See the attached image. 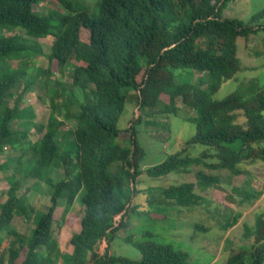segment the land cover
I'll return each instance as SVG.
<instances>
[{"label":"trees","instance_id":"obj_1","mask_svg":"<svg viewBox=\"0 0 264 264\" xmlns=\"http://www.w3.org/2000/svg\"><path fill=\"white\" fill-rule=\"evenodd\" d=\"M232 1L96 0L97 11L92 13L93 7L75 0H0V158L6 149L19 153L0 160V174L10 173L0 179L8 186L6 200L0 204V235L11 238L7 264H188V255L171 245L134 242L130 235L124 242L139 252V261L109 254V242L127 228L128 213L136 212L132 202L140 192L135 184L143 174L161 178L201 168L194 183L163 190L167 206L198 207L204 198L196 190L221 189L226 184L239 198V206L253 207L260 194L232 186L231 180L246 175L242 164L259 161L264 165V147H260L264 144V87L252 83L221 101L212 97L242 71L237 40L264 35V7L245 24L222 18L223 9ZM42 2L50 6L46 14L38 15L33 6ZM83 31L88 34L85 42L80 38ZM47 38H52V44L44 53L37 40ZM31 58H45L47 69L29 75L23 63ZM11 62L19 67L17 72ZM175 71L199 77L192 83H177ZM53 75L66 76L69 83L54 81L51 95L47 92L50 114L46 124L35 123L33 106L23 107L25 97L36 78H43L47 88ZM128 90L134 93L139 112L148 109L156 115L175 116L179 101L195 115L188 120L195 133L184 147L145 171L140 169L145 154L135 130L141 117L128 123V147L113 143L120 134L117 124ZM68 121L74 124L72 130L61 132ZM30 135L39 137L31 142ZM234 144L238 149H231ZM194 145L210 151L190 157L187 151ZM225 171L228 176L222 181L220 173ZM16 173H21L20 179ZM54 177L59 180L54 182ZM27 179L52 189L42 214H37L26 194L18 195ZM78 197L84 213L78 232L70 237L71 252L63 254L52 236L58 221L55 213L63 207L59 220L65 221ZM14 218L32 222L28 238L21 240L12 226ZM240 218L235 217L228 228ZM243 229L242 239L252 240L251 245L247 250L229 248L225 264H264V217L257 216L253 227ZM102 241L107 246L99 254L96 247Z\"/></svg>","mask_w":264,"mask_h":264},{"label":"rangeland","instance_id":"obj_2","mask_svg":"<svg viewBox=\"0 0 264 264\" xmlns=\"http://www.w3.org/2000/svg\"><path fill=\"white\" fill-rule=\"evenodd\" d=\"M87 4L90 8L95 5L96 0H75ZM50 4L42 2L38 6H33L34 13L44 15L47 13ZM264 7V0H233L222 11L223 19H239L243 23L248 24L252 15L259 12ZM96 8H92L91 12L95 13ZM21 32L14 30V32ZM22 33V32H21ZM11 36V35H5ZM264 35L262 33L252 35L247 41L243 39L237 40V56L240 60L242 71L237 73L233 80L223 83L218 92L212 97L214 101H221L232 93H241L242 87L257 84L260 88L264 87ZM82 41H87V32H82L80 35ZM42 47V51L47 53L52 44V38L37 40ZM23 67L30 75L37 69H47V61L45 58H31ZM11 69L14 72L18 71L16 63H10ZM52 72H55L53 66L50 67ZM70 68V67H68ZM68 72V70L66 71ZM68 74V73H66ZM183 74H185L183 76ZM175 79L177 83H192L199 75L190 71H175ZM186 76V77H185ZM206 79L205 75H202ZM61 80L69 83L66 76L60 78L58 75H53L51 84L45 88V80L36 78L33 86L25 97L23 107L30 106L35 112V123L46 124L50 107L48 96L53 90L52 84L54 81ZM22 89L18 91L20 93ZM17 94V93H15ZM127 101L124 106V111L121 114L117 128L120 130L119 136L113 140L114 144L120 146H129V133H127L128 123L141 117V123L135 126L136 140L144 151V158L140 164V169L145 171L153 166L162 163L168 156L179 152L184 143L189 140L195 133V126L189 120L195 115L193 112L181 106L177 101V114L173 115H156L151 110L145 109L142 112L137 111L135 101L132 97L134 94L131 90L125 91ZM132 97V98H131ZM41 98L43 101L38 100ZM167 102L166 97L163 98ZM11 105L13 102L10 103ZM264 116V113H263ZM243 119L239 118L237 124L241 125ZM73 122H64L61 132H68L73 128ZM13 128H18V123H13ZM33 131V129H32ZM33 133V132H32ZM70 135L67 136L69 139ZM39 136L29 137L31 142L38 139ZM239 145L234 144L231 149H238ZM260 147H264L261 144ZM210 151L207 147L194 145L191 146L187 155L190 157H199L202 152ZM5 156L0 158L1 161L9 157H17L19 153H10L8 149L5 151ZM213 153L212 151L210 152ZM30 156L27 154V157ZM25 160L21 162V167H25ZM240 168L245 172V176L235 177L231 180L232 186L243 187L251 194L259 193L260 197L255 202L253 207L239 206V198L230 193L231 187L226 184L221 185V189H208L204 192L196 190V194L204 198L200 201L198 207H176L175 205L163 202L162 192L165 188L187 182H195V174L201 170L199 167L189 168V174L171 173L161 178H150L147 175H141L135 184L136 194L133 200V206L136 212H129L125 223L127 228L119 231L112 241L109 242V254L114 257H122L134 261L140 260L139 252L130 244L124 242V237L130 235L134 242L153 241L158 244L171 245L174 249L185 252L188 255V264H225V260L229 256V248L248 249L252 240H243V227H253L256 217L262 215L264 217V165L256 161L253 164H242ZM114 172V167L110 168V172ZM207 172V171H205ZM10 175L9 172L0 174V179ZM222 181L228 176V173H220ZM16 179L21 178V173L15 174ZM54 182L59 180L54 177ZM8 186L5 180L0 182V204L6 200ZM52 189L43 184L38 183L33 179L22 181L18 195L26 194L29 204L36 210L37 214L44 213L49 206V199ZM152 203L150 204L149 201ZM63 207L57 209L52 229V236L58 243L61 253H70L71 246L69 240L72 234L78 232L79 221L83 216L84 208L81 206L79 197L75 200L65 221L61 222L59 217ZM241 215L237 224L233 228H228L232 224L235 217ZM119 218L117 222H119ZM13 228L23 238L30 236V231L33 229L32 222L13 219ZM148 234L151 238H142V235ZM23 236V237H22ZM11 238L6 237V233L0 235V264H7L6 248ZM105 241L99 242L96 250L102 254L106 249Z\"/></svg>","mask_w":264,"mask_h":264}]
</instances>
